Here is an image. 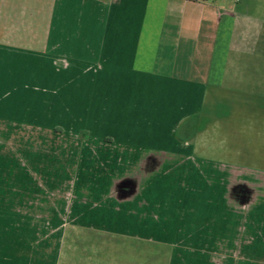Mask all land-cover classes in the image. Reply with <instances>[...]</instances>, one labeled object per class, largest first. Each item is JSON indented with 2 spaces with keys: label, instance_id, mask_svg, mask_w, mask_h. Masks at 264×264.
Here are the masks:
<instances>
[{
  "label": "crops",
  "instance_id": "crops-1",
  "mask_svg": "<svg viewBox=\"0 0 264 264\" xmlns=\"http://www.w3.org/2000/svg\"><path fill=\"white\" fill-rule=\"evenodd\" d=\"M64 116L94 181L65 219ZM233 116L264 130V0H0V264H264V174L209 154Z\"/></svg>",
  "mask_w": 264,
  "mask_h": 264
},
{
  "label": "rangeland",
  "instance_id": "rangeland-1",
  "mask_svg": "<svg viewBox=\"0 0 264 264\" xmlns=\"http://www.w3.org/2000/svg\"><path fill=\"white\" fill-rule=\"evenodd\" d=\"M238 120L237 126L241 130L239 131V136L236 138V142H234L233 147H231V139H229L223 148H213L209 149L210 155L213 157L221 158V157H232L237 163V167H239L240 171L244 173L252 172L253 174H264V130L250 132L251 136L248 137L247 128L245 126L248 125L246 117L233 116ZM71 119L73 122H80L77 126L78 129L82 131L75 130L73 134L78 136L81 141L80 144L83 148L85 146L84 138L87 137V118L86 116L78 117H63L62 124L56 128L57 133H63V147L62 154H60L61 148H53V155L45 154L43 150L40 153V158H46V163L41 164V169L45 170L46 176V191H47V203L48 204H60L63 206V218H69V206L74 198V187H83L84 184H91L94 181L91 179H87V175L90 174L89 166L86 165V162L83 163V160L87 159L86 149L85 147L82 149L79 148L78 154L77 149L71 148V138H68L71 133L68 131L66 133V128H73L71 125ZM241 120V121H240ZM245 122V125L243 124ZM76 124V123H75ZM73 124L74 128H77L76 125ZM213 132H207L206 136L208 140L213 142ZM245 137H248V144L245 143ZM252 137V138H251ZM252 139V140H250ZM252 141V142H250ZM47 153L50 151V148H46ZM43 152V153H42ZM45 152V153H46ZM76 152V156L75 153ZM33 155V154H32ZM74 155V156H73ZM75 158V162H72ZM213 159V160H212ZM209 160V159H208ZM211 160V161H210ZM208 162L218 163L215 158H210ZM31 171L33 172V165H31ZM99 165L96 167L98 169ZM102 170V166L101 169ZM80 179V180H79ZM78 183V186H77ZM85 187L87 185H84ZM78 187V188H79ZM53 258L48 255V264H51V260Z\"/></svg>",
  "mask_w": 264,
  "mask_h": 264
},
{
  "label": "built area",
  "instance_id": "built-area-1",
  "mask_svg": "<svg viewBox=\"0 0 264 264\" xmlns=\"http://www.w3.org/2000/svg\"><path fill=\"white\" fill-rule=\"evenodd\" d=\"M221 14H223V15H229L230 13L228 11H222Z\"/></svg>",
  "mask_w": 264,
  "mask_h": 264
}]
</instances>
